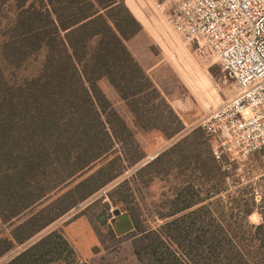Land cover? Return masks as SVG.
<instances>
[{
  "label": "trees",
  "instance_id": "16d2710c",
  "mask_svg": "<svg viewBox=\"0 0 264 264\" xmlns=\"http://www.w3.org/2000/svg\"><path fill=\"white\" fill-rule=\"evenodd\" d=\"M142 30L126 0H0V228L14 226L10 236L0 233V259L142 160L135 134L100 81L110 82L141 130H158L168 139L184 130L127 46ZM40 57L39 70L20 77ZM192 137L157 162L168 167L175 156L184 158L193 145L182 146ZM116 161L119 169L112 167ZM220 165L211 148L209 181L225 177ZM207 193L203 197L188 182L158 212L167 221L158 229L143 230L138 215L128 211L115 217L138 232L140 243L133 244L142 264H264V211L263 223L241 240L240 224L227 220L237 216L246 225L254 199L235 201L228 215L224 205L208 202L221 192ZM77 257L54 230L6 264H68Z\"/></svg>",
  "mask_w": 264,
  "mask_h": 264
},
{
  "label": "rangeland",
  "instance_id": "374dc122",
  "mask_svg": "<svg viewBox=\"0 0 264 264\" xmlns=\"http://www.w3.org/2000/svg\"><path fill=\"white\" fill-rule=\"evenodd\" d=\"M132 1L135 3L134 14L142 24L143 30L140 35L129 40L127 46L156 85L165 102L178 115L184 130L171 139L158 130H141L110 82L107 79L100 81L101 89L135 134L143 152L142 160L136 165L125 167L121 176L33 239L17 245L0 259V264L11 261L54 230H59L76 251L77 260L68 264H132V251L135 250L133 243H140L141 238L136 235L138 232L133 230L119 234L118 231L131 228V223L120 218L115 228L110 223V220L116 217L115 212L128 211L137 214L143 230L158 229L167 222L158 217V212L191 181L201 190L203 197L209 194L208 190L221 192L208 202L224 205L228 215L231 214L230 208L236 206L235 201L253 198V189L257 188L260 200L255 202V210L247 218L246 225H241L237 216L228 219L227 223L240 224L237 235L241 240L249 238L248 235L251 231L254 232V227L263 223L260 212L264 211V162L260 155L256 154L242 164L234 163L229 173V181L228 174L223 170L221 172L224 173V178L213 181L207 179L208 162L214 143L200 125L211 111L233 98L237 93L235 82L225 77L219 60L211 53L213 50L210 47L186 44L175 33L165 9L167 0ZM41 61L40 57L29 62L20 71V77L22 74H34L39 70ZM152 104L157 105L158 102L154 101ZM161 110L165 114L170 111L165 106H162ZM156 124L162 125L159 122ZM174 126L171 124L169 127ZM199 130L201 132L196 133ZM193 134L196 137L189 138L182 146L185 151L188 146L193 145L190 151L183 153L184 158L178 152L181 158L175 156L174 164L168 167L164 162H157L166 151ZM123 149L120 144L116 146L118 154L123 152ZM152 156L157 158L145 164V160ZM102 163L105 164L106 161ZM119 164L120 162L116 161L112 165L113 169H119ZM99 167L98 165L92 172ZM30 216L31 214L23 216L21 222ZM13 228L14 226L1 225V236H10ZM119 246L121 249L110 251ZM242 246H246V243L243 242ZM248 251L249 249H244V253Z\"/></svg>",
  "mask_w": 264,
  "mask_h": 264
},
{
  "label": "built area",
  "instance_id": "2783aa9c",
  "mask_svg": "<svg viewBox=\"0 0 264 264\" xmlns=\"http://www.w3.org/2000/svg\"><path fill=\"white\" fill-rule=\"evenodd\" d=\"M165 9L181 40L210 47L237 86L233 98L200 125L229 181L234 163L256 154L264 162V0H167ZM251 195L258 203L259 190Z\"/></svg>",
  "mask_w": 264,
  "mask_h": 264
},
{
  "label": "crops",
  "instance_id": "0c3cea01",
  "mask_svg": "<svg viewBox=\"0 0 264 264\" xmlns=\"http://www.w3.org/2000/svg\"><path fill=\"white\" fill-rule=\"evenodd\" d=\"M126 3H127V6L130 8V10L132 11V13L134 14L135 11H134L133 8H135V7H134V6H135V3H134L132 0H126ZM134 15H135V14H134ZM135 17H137V16L135 15ZM140 33H141V32H140ZM140 33H139L138 35H140ZM138 35H136V36H138ZM117 219H118V218H114L113 220H110V223H111L112 225H114V227L116 226ZM115 228H116V227H115ZM128 230H132V229H131V228H129V229L126 228V229H124V230H120V231H118V233L122 235V234H125V233L129 232ZM116 231H117V229H116ZM120 247H121V246L116 247V248H114V249H112V250H110V251H116V250H119V249H121ZM132 253H133V255H134V259L132 258V264H142V263L140 262L138 256L136 255L135 250H133Z\"/></svg>",
  "mask_w": 264,
  "mask_h": 264
},
{
  "label": "water",
  "instance_id": "95a60500",
  "mask_svg": "<svg viewBox=\"0 0 264 264\" xmlns=\"http://www.w3.org/2000/svg\"><path fill=\"white\" fill-rule=\"evenodd\" d=\"M121 214L120 211L115 212V216H119Z\"/></svg>",
  "mask_w": 264,
  "mask_h": 264
}]
</instances>
